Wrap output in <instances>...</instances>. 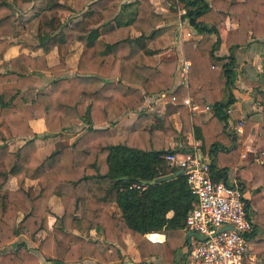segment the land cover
I'll return each instance as SVG.
<instances>
[{
	"label": "trees",
	"instance_id": "1",
	"mask_svg": "<svg viewBox=\"0 0 264 264\" xmlns=\"http://www.w3.org/2000/svg\"><path fill=\"white\" fill-rule=\"evenodd\" d=\"M30 1L31 7H40L44 12L42 19L47 24L59 29L62 41L71 38L73 28L65 21L53 25L54 12H80L84 18L95 16L100 25L89 29L72 74H66L62 62L48 65L44 53L30 55L21 51L8 58L9 67L0 72V115L10 135L25 138L15 151L9 150L6 143L0 145V264H68L87 257L95 258L96 264H108L120 254L113 242L125 249L127 237L144 260L163 253L161 243L145 236L153 231H163L165 242L173 249L177 245L187 246L184 221L195 196L185 174L148 183L177 170L166 165L163 158L165 153L175 152L164 148L165 140L177 134L169 120L164 118L159 127L146 129L141 127L144 116L140 114L133 129L117 143L108 142V126L95 128L93 123L105 121V101H112L121 110L136 109L145 95L165 92L179 114V132L193 126L201 152L208 158L205 163L211 179L227 182L229 170L239 160L241 145L234 132L215 133V124L227 118V108L235 100L230 91L233 49L264 37V0H182L186 7L182 22L190 33L200 37L183 41V55L189 62L187 83L172 89V61L158 58L160 48L168 40V30L173 28L167 23L172 18L156 13L151 0H72L71 5L54 0H21ZM230 13L237 15L238 23L226 34L229 53L217 55L219 40H213L211 34L217 33L216 25ZM14 18L11 4L0 0V60L13 44L4 38L14 33ZM111 22L114 28L106 39L98 38L100 26ZM56 38L55 34L43 31L37 44H19L20 48H41L46 53L55 45ZM115 63L118 79H105ZM44 71L49 73V81L46 87L37 89L33 76ZM122 80L141 85L143 91ZM4 91L10 94L5 97ZM186 96L194 102H206L213 111L211 117L199 122L193 116L191 121L184 102ZM82 101L88 102L81 115L86 124L84 130L71 143L60 147L52 143L37 147L38 135L29 120L42 117L48 132L56 133L61 129L63 115ZM261 104L260 119H248L243 124L241 139L257 123L259 137L264 140V100ZM257 157L259 161L249 163L251 179H240L238 183L246 191L247 200L256 205L251 212L252 230L247 243L264 263L263 149ZM8 175L16 178L17 188L3 187ZM24 178L38 179L37 194L31 196L20 185ZM134 182L140 187H130ZM53 193L59 196L63 212L48 229V198ZM112 202L120 209L119 215L107 209ZM170 210L172 214L167 216ZM19 212L22 216L15 226L12 222ZM91 228L102 232L107 241L103 249H98L96 241L84 234ZM40 229L48 233L34 249L22 238L9 244L18 233L28 236Z\"/></svg>",
	"mask_w": 264,
	"mask_h": 264
},
{
	"label": "crops",
	"instance_id": "2",
	"mask_svg": "<svg viewBox=\"0 0 264 264\" xmlns=\"http://www.w3.org/2000/svg\"><path fill=\"white\" fill-rule=\"evenodd\" d=\"M7 1L9 2V4H11L10 0ZM46 1L47 0H44V2ZM54 1H57L65 5H71L72 3V0L70 1V3H64L65 2L64 0H54ZM121 1L129 2L131 0H121ZM236 1H241V0H236ZM151 2L153 4V10L156 13H159L164 17L172 18L167 23L168 25H172L173 28L171 30H168L167 32L168 40L165 46L160 48L158 53V58L160 60L172 61V64L170 66V70L172 71V75H173L171 89L172 87L178 84L186 85L187 83L186 65H188L189 62L184 58L182 43L187 39H198L200 37V34H191L187 26L182 22V15L183 13H185L186 10L184 1L168 0V2L165 3V0H151ZM32 3L33 2L30 1L25 4L29 5L28 6L30 7L29 9H31L33 12L34 8L31 7ZM157 7L159 9H157ZM38 8L39 10H37V13H33V14L34 16L37 15L40 16V18H42L44 12L40 11V7ZM69 14H70V18L72 17L71 19L73 20V22H77L78 28L74 27V24L69 23V25L73 28V34L70 39H66L63 41L59 39L60 33L58 28L53 29L52 25L47 24V22L43 19L42 21L41 20L39 21L38 24L44 23L45 25L50 27V31H46V32H49L50 34H55V36L58 37L56 38L55 45H53V47L46 53L43 52L41 48L37 49V51H32L27 47L20 48L19 42H25L30 44L38 43V35L43 32L39 30L38 24H37V32H36V38H37L36 42L27 41V39H24L23 33H19L18 35L17 32L13 33L14 34L13 36L10 35L4 38L8 42L9 41L13 42V44H11L5 51L4 59L0 60V72L4 71L6 68L9 67L7 59L10 58L11 56L17 55L20 51L30 55L44 53L48 65L56 64L59 62L63 63V61L61 59L59 60L58 58L56 61L51 62L50 58L52 56H57V55L59 56V53L66 48L65 46L68 47L67 44L68 43L70 44L71 42V44L73 45L77 44L78 51L75 57V66L73 67L72 71H69L71 73H67L66 71V74L74 73L76 69L78 56L81 52L82 46L85 42L89 29L99 26L100 21L97 20L95 16L84 18L81 16L80 12L71 11L69 12ZM87 21L89 23L87 24L86 27H84ZM65 22L67 23V20H65ZM237 23H238L237 15L230 13L225 16L223 21H220L216 25L217 33L211 34L213 40H216L217 38L219 40V44L215 49V54L227 55L229 53V50L225 43L226 34L228 30L234 29L237 26ZM206 24L208 26L211 25V23L209 22H207ZM113 28L114 25L112 22L108 23L107 25L100 26L98 38L106 39V34ZM133 34L136 33L133 32ZM232 52L235 57V62L233 64V74H232L233 83L231 85L230 91L234 96L235 100L227 108V118L220 119L218 122H216L215 133H218L221 130H225L227 132H234L236 135V142L237 143L239 142L241 145L239 160L236 163V165L229 170L228 180H236V181L240 179L250 180L252 174L249 168V163L251 161H259L257 154L262 149L264 150V140H262L259 137L257 123L251 125V127L248 130V133L242 139H241V133L236 131L235 128L236 126H238L239 121H241V128H242L243 124L248 119L257 121L261 117V112H262L261 101L264 100V37L261 38L260 40H255V39L252 40L248 46H240L238 48H234ZM64 66H65V70H67L65 64ZM33 77L35 79V88L42 89L39 88V85L37 86V78H41V80L44 81L43 84L40 86L46 87L50 76L48 72L44 71L41 74H34ZM105 79L110 81H116L118 79L116 63L111 68V74L105 77ZM122 82H124L127 85L137 87L139 88V90L143 91L142 86L137 83H133L127 80H122ZM3 94L5 97H7L10 94V92L4 91ZM186 99L188 100L187 102L185 101ZM184 102L188 106V110L190 113L189 118L191 121H192V117L194 116L197 121L205 122L211 117L213 113L211 107L206 102H194L193 100L190 99L189 96H186L184 98ZM87 103H88L87 101L79 102L75 107L70 108L65 113V115H63L61 119V122L63 124V129L61 132L69 130L65 126L67 125L66 119L69 118L71 112L79 111L80 121L83 122L81 115L83 114ZM103 108H104L105 121L102 123H93V127L96 128V127L108 126L107 140L109 143L121 142L123 138L127 135L128 131L133 129V122L139 117L140 114L144 116L141 127L146 129L155 125L159 127L162 123V120L164 118H167L171 123V125L173 126V128L176 130L177 134L170 135L165 140L164 148L175 149V152H179V153L184 152V153L196 154L203 162H205V160L206 161L208 160L206 154L201 152L200 149L201 142L199 139L195 137L193 126H191L192 128L190 130L179 132L181 128V120L179 114L175 110L173 102L165 97V92L151 93L145 95L142 105L136 109L129 108L127 110H121L112 101L109 100L104 102ZM116 120L117 122L113 123V121ZM29 125L31 126L32 130L35 131L38 135V137L35 138V144L37 147L46 146L49 143L54 144V142L49 140H51L53 136L56 137L59 136L60 134L57 132L56 133L48 132L42 117H35L30 119ZM83 125H85L84 127H86L85 123H82L81 126ZM80 132L81 131L74 133L75 134L74 136H77ZM41 136L44 138H42ZM43 140L46 142V144H38V141H43ZM72 141L68 143H71ZM20 142L18 143L17 147L19 146ZM10 178L15 179L16 186L14 188H17L18 185L16 178L12 175L7 176L6 180L3 183V187L14 189L13 187H9L8 185V181ZM23 182L27 183L28 186H31L27 188L21 185L25 190L29 192L31 196L38 193L39 191L38 179L24 178ZM32 190H34L33 193ZM48 206H49V212L47 214V226L48 229H51L52 226L57 222V217L60 216L61 213L63 212V207L60 198L56 193L51 194L50 197L48 198ZM107 209L114 215L120 214V209L113 202L109 205ZM77 213H80L79 209ZM171 214H172V210L168 211L166 215L170 216ZM48 216H52V221L48 220ZM183 230L185 231L184 234L186 235V237L194 235L193 232L186 231L185 228H183ZM71 231L74 233H79L76 229H72ZM47 233H48L47 230L40 229L36 234L39 237L37 244H35V242L32 241L34 245L38 246L40 241L43 239V237L46 236ZM84 234L85 235L87 234L91 239L96 241L98 249L101 250L105 247L107 241L104 239L101 231H98L95 228H91L87 233ZM145 236L149 240L154 242H159L163 245V253L161 255L146 257L143 260L140 251L135 247L133 241L127 237L125 238V242L127 244L125 249L121 248L117 243L113 242L114 245H116V247L119 248L120 254L116 259L109 260L108 264H185L184 255L186 251V244L183 246L177 245L175 246L174 249L169 247L165 242V233L163 231L148 232L145 234ZM174 243L176 242L174 241ZM68 264H96V259L92 257H87L84 259H80L77 262H70Z\"/></svg>",
	"mask_w": 264,
	"mask_h": 264
},
{
	"label": "built area",
	"instance_id": "3",
	"mask_svg": "<svg viewBox=\"0 0 264 264\" xmlns=\"http://www.w3.org/2000/svg\"><path fill=\"white\" fill-rule=\"evenodd\" d=\"M235 130L242 133L241 121ZM163 158L166 165L182 169L195 196L184 221L185 230L194 234L187 236L184 263L264 264L247 243L252 230V211L240 183L236 180L213 181L207 164L196 154L167 152ZM130 187L140 185L134 182Z\"/></svg>",
	"mask_w": 264,
	"mask_h": 264
},
{
	"label": "rangeland",
	"instance_id": "4",
	"mask_svg": "<svg viewBox=\"0 0 264 264\" xmlns=\"http://www.w3.org/2000/svg\"><path fill=\"white\" fill-rule=\"evenodd\" d=\"M64 1H65L64 3H70L71 0H64ZM10 2H11V7H12L14 14H15V18L13 20L14 33L17 32L18 35H19V33H23L24 39H27V41L36 42V40H37V38H36L37 24L39 23L40 20L42 21V18H40V16H37V15L34 16V14H33V13H37L38 8L37 9L34 8V10L32 12V10L29 9L30 7H28L29 5L22 3L20 0H10ZM167 2H168V0H165V3H167ZM157 9H159V8L157 7ZM54 13H55V16H54L55 21H54L53 25H55L57 21L62 22V21L67 20L68 25H69V23H72V24H74V27H77V25H78L77 22H73V20L71 19L72 17L70 18V14L68 11H61L58 13H56V12H54ZM88 23L89 22L87 21L85 23L84 27H86ZM94 23H95V21H94ZM38 28L41 31H50V27L45 25L44 23L38 24ZM13 35L14 34H12L11 36H13ZM67 45H68V47L65 46L66 48L62 52L59 53V56L58 55L52 56L50 59H51V62L56 61L57 58L59 60L61 59L67 67V70H66L67 73H71L69 71H72L73 67L75 66V57L77 55V51H78L77 47L78 46H77V44H75V45L71 44V42H70V44L68 43ZM40 80H41V78H37V86L39 85V88L45 87V86H43V87L40 86L44 82L43 80H41V81ZM78 118H79V111L71 112L69 115V118L66 119L67 125L65 126L69 130L61 132L63 129V124H62L61 129L57 132V133H60L59 136H56V137L53 136L51 138V140H49V141L54 142V146H56V147H60L61 145L65 144V143L67 144L68 142L72 141L74 139V137H76V136H74L75 135L74 133H77L79 131L82 132L85 128L84 127L85 125L81 126L82 123H84V122H81L80 118L79 119ZM115 122H117V120L113 121V123H115ZM82 127H83V129H82ZM42 138H44V137H42ZM24 139L25 138L22 136L10 135L9 131H8V129H6V126H5V124L2 120V117L0 115V145L3 143H6L9 150L15 151L17 149L18 143L21 141L20 142V144H21ZM112 142H114V141H112ZM38 144H46V142L44 140L38 141ZM181 153L184 154V152H181ZM23 180L21 181L20 185L27 187V188L31 187V186H28L27 183H24ZM8 185H9V187L14 188L16 186L15 179L10 178L8 181ZM33 192H34V190H32V193ZM247 196L248 195H246V197ZM246 203L248 204V208L251 211L255 210L256 205L254 202H252L250 199H248ZM20 217H21V213H19L17 215L16 220H14L12 222L13 225L16 226L17 221L20 219ZM48 220L52 221V216H48ZM36 234L37 233L30 234L28 236H24V234L18 233L14 237V239L9 242V244L13 245V243H15L18 238H22V239L26 240V243L28 244L29 247L34 249V248H36V245H34V243L32 241H34L35 244H37L38 238H39Z\"/></svg>",
	"mask_w": 264,
	"mask_h": 264
},
{
	"label": "water",
	"instance_id": "5",
	"mask_svg": "<svg viewBox=\"0 0 264 264\" xmlns=\"http://www.w3.org/2000/svg\"><path fill=\"white\" fill-rule=\"evenodd\" d=\"M181 173H183L182 169H177L174 172H170V173H167V174H163V175L157 176L154 179L149 180L148 183L149 184H153L154 182H157V181L167 180L169 178H172L174 175L181 174ZM123 178H125V177L123 176Z\"/></svg>",
	"mask_w": 264,
	"mask_h": 264
}]
</instances>
